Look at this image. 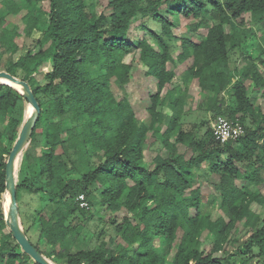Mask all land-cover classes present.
<instances>
[{"label": "trees", "instance_id": "obj_1", "mask_svg": "<svg viewBox=\"0 0 264 264\" xmlns=\"http://www.w3.org/2000/svg\"><path fill=\"white\" fill-rule=\"evenodd\" d=\"M44 3L46 20L41 18ZM95 4L0 0L6 12L0 13V46L5 43L8 51L3 61L5 50H0V71L26 82L40 107L14 164L22 176L14 179L16 203L21 191L42 192L52 203L48 215L37 217L33 246L51 264H264V218L251 209L252 203L262 205L264 196L258 188L236 183L264 184V76L257 68L264 64V0H107L99 12ZM21 12L22 34L7 18ZM245 13L259 36L246 28ZM190 15H199L200 21L189 29L206 26L198 41L172 30L170 17ZM139 17L158 23L159 30L141 24L143 35L129 38ZM33 35L40 48L21 52L18 38ZM251 37L258 39L255 45ZM234 49L246 57L241 69L230 65ZM136 61L157 87L148 94L141 120L116 93L134 78ZM178 64L183 68L179 81ZM247 79L253 83L251 93ZM192 83L204 96L205 110L242 124L241 137L219 143L208 125L202 132L194 124L186 126L184 92ZM27 107L16 88L0 81V118L5 121L0 131V264H26L30 258L11 234L5 187L6 161ZM7 132L10 145L3 141ZM150 138L161 143L166 155L148 166L143 152ZM199 171L216 178L223 212L216 218L206 210L207 197L193 187ZM96 183L104 198L101 218L110 229L102 228L100 235L107 233L113 246L100 240L96 248L76 252L57 248L78 228L74 213L79 220L87 215L76 197L83 194L88 201Z\"/></svg>", "mask_w": 264, "mask_h": 264}, {"label": "rangeland", "instance_id": "obj_2", "mask_svg": "<svg viewBox=\"0 0 264 264\" xmlns=\"http://www.w3.org/2000/svg\"><path fill=\"white\" fill-rule=\"evenodd\" d=\"M96 1L95 8L96 11L99 12L102 10L106 4L107 0H94ZM183 1V0H182ZM47 3H44V11L41 12V18L46 20V12H47ZM46 10V11H45ZM34 11V10H33ZM0 13L5 14V10L3 8L0 9ZM23 12L16 16H7L8 23L15 24L18 27V31L20 34H22L23 28H24V21L22 20ZM162 14L165 15V12L162 11ZM170 19H173L175 21V26L172 28L173 32L177 36H185L188 37L194 41H198L206 32V26L200 25L197 29L191 30L188 28L189 24H197L200 21V16H194L190 15L188 17H178L175 19L174 17H170ZM243 19L245 21L246 28H252L256 35H260L261 32L258 30L257 26L250 21V16L245 13L243 15ZM211 23V22H210ZM143 24L147 28L159 30L160 26L158 23L154 22L148 17H139L138 20L130 26L129 29V38H137L143 35V30L138 28V25ZM236 30L238 32H241V27H236ZM34 35L31 37H24L22 40V37L18 38V41L21 45V52H25L27 50H32V52L37 51L40 46L36 45L34 42ZM252 43L255 45L258 42V39L255 37H251ZM4 49V56L3 61H5L8 58V51L6 44H2L0 46V50ZM7 51V52H6ZM19 52L14 53L11 58L16 59ZM257 53V50L253 51V55ZM175 55V53H174ZM261 57L264 59V54L261 55ZM246 57L242 56L237 49H234L233 52L229 53V59H230V65L236 66L237 68H242L244 65V59ZM49 63H44V68L47 70L49 69ZM257 68L262 72L264 76V64H257ZM183 68L180 64H178L175 68V74L176 80H180L181 74H182ZM133 73V79L131 82L126 84L123 88L118 86L116 89V93L119 95H123L132 105L134 112L138 119H143L146 117V111L145 107L148 104V94L153 93L157 90V87L155 86V83L153 79L150 77H147L144 74V68L142 65L139 64V62H135L134 69L132 70ZM195 83H192L189 85L187 90L184 92V99H185V106L188 107V111L186 112L184 116V123H186V126L189 128L191 125L198 126L199 132H202L205 130L206 126L208 125L211 129H213L215 125L216 117L214 116L212 112L205 110L206 104L204 100V96L202 94L198 93V89L194 85ZM245 85L247 88V92L251 93V87L253 85L252 81L250 79H247L245 81ZM181 91L183 90L182 84H180ZM165 92V89L161 91L163 94ZM256 103H260V100L258 99ZM264 108V104H263ZM32 112V108H26L23 114V119L21 124L23 125L26 118L30 115ZM4 123L5 121L0 118V131L4 130ZM202 123L203 125H201ZM4 143L6 145H10L13 143V139L10 135V133H5ZM149 144L146 147V149L143 152L144 161L145 164L153 165L154 159L156 157H164L166 155V150L162 147L161 143L157 140H154V138H150ZM184 147L179 145V151H183ZM97 160V159H96ZM76 175V174H72ZM22 176L19 173L18 169L14 170V179L16 182H19L21 180ZM32 183L38 184L39 181L37 180H31ZM216 182V178L213 176H207L206 173H202L199 171L197 173L196 178L194 179V186L198 187L200 189V192L204 194L206 199V210L211 213L212 218H216L219 215H222L223 212L221 211L219 207V193L217 189L214 186V183ZM238 186H242L244 184H247L251 189L258 188L261 192V194L264 196V184H261L259 186H254L251 183H245L243 181H236ZM102 191V187L99 184L92 185L90 187V191L87 193V198L89 201V208L88 212L85 218L82 220H79L76 216V213H74V216L71 218L73 219V223H76L78 225V228L73 235H68L67 238L57 244V248L64 249L68 252H76L80 249H91L96 248L100 244V240H104L107 247H112L113 245L108 241L109 235L107 233H104L103 236L100 235L101 229H106L105 232H108L110 229L106 228V225L101 217H103L105 210L103 209L104 205V198L101 197L100 192ZM58 205L64 209L66 207V204L63 202H59ZM3 204L1 203L0 199V211H2ZM17 208L20 212V215H18L19 220L21 221V227L26 229L27 233L26 236L28 240L34 244L38 243V226H37V217L39 215L46 216L52 211V203L49 200V198L44 193H29L26 191H21L19 194V198L17 201ZM251 209L255 212L259 213V215L264 218V203L262 205L257 203L251 204ZM124 213V212H123ZM20 216V217H19ZM72 216V215H71ZM136 222V220L134 219ZM108 230V231H107ZM100 236V237H99ZM205 243V242H204ZM2 245V242L0 241V247ZM207 246V244L205 243ZM44 248V247H43ZM48 251V249H46ZM257 260L254 258L252 262ZM238 261V260H236ZM26 264H35L34 260L31 258H28L26 261Z\"/></svg>", "mask_w": 264, "mask_h": 264}, {"label": "water", "instance_id": "obj_3", "mask_svg": "<svg viewBox=\"0 0 264 264\" xmlns=\"http://www.w3.org/2000/svg\"><path fill=\"white\" fill-rule=\"evenodd\" d=\"M0 81L5 82L16 88L28 101L32 108V112L24 121L19 131L18 137L16 138L9 152L5 165V187L8 192L11 208V215L9 220L10 231L13 238L20 245L21 249L25 253H27L31 259H33L38 264H51L37 251V249L33 246V244L28 240V238L22 231V227L18 218V208L16 203V192L14 183L15 160L30 138V135L40 113V107L35 96L30 90V87L26 82L12 76L11 74L5 71H0Z\"/></svg>", "mask_w": 264, "mask_h": 264}, {"label": "built area", "instance_id": "obj_4", "mask_svg": "<svg viewBox=\"0 0 264 264\" xmlns=\"http://www.w3.org/2000/svg\"><path fill=\"white\" fill-rule=\"evenodd\" d=\"M212 134L216 141L224 143L228 140H235L241 137L244 134V129L237 119H229L219 115L216 117ZM75 200L80 207L89 208L88 201L83 194H79Z\"/></svg>", "mask_w": 264, "mask_h": 264}]
</instances>
